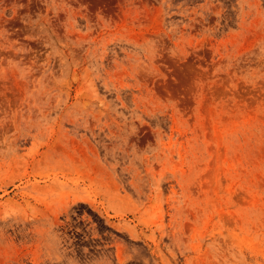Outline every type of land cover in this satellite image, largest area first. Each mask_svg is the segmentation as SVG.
I'll return each instance as SVG.
<instances>
[{"label": "rangeland", "instance_id": "374dc122", "mask_svg": "<svg viewBox=\"0 0 264 264\" xmlns=\"http://www.w3.org/2000/svg\"><path fill=\"white\" fill-rule=\"evenodd\" d=\"M0 264H264V0H0Z\"/></svg>", "mask_w": 264, "mask_h": 264}]
</instances>
